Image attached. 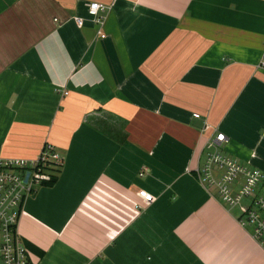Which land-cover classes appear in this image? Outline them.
Segmentation results:
<instances>
[{
  "label": "crops",
  "instance_id": "1",
  "mask_svg": "<svg viewBox=\"0 0 264 264\" xmlns=\"http://www.w3.org/2000/svg\"><path fill=\"white\" fill-rule=\"evenodd\" d=\"M263 50L264 0H0V158H63L22 205L32 263L264 264L193 173L216 131L264 173Z\"/></svg>",
  "mask_w": 264,
  "mask_h": 264
},
{
  "label": "built area",
  "instance_id": "2",
  "mask_svg": "<svg viewBox=\"0 0 264 264\" xmlns=\"http://www.w3.org/2000/svg\"><path fill=\"white\" fill-rule=\"evenodd\" d=\"M107 6L91 2L88 16L99 27L101 14ZM77 25L82 20L76 19ZM100 38L105 35L98 31ZM259 68L264 69V50ZM66 96L67 92L63 91ZM198 118V114L193 115ZM226 143L223 133L216 131L203 145V162L193 171L198 183L212 191L217 201L229 209L237 208V220L242 227H251L252 238L264 250V173L255 168L241 165L223 155L220 148ZM63 158L50 145L45 144L35 159L0 158V264H33L31 251L17 231L24 200L36 187L50 181L46 165H61ZM146 169L140 171L143 176ZM26 174L28 177L25 181ZM145 206L154 201L151 194L140 192Z\"/></svg>",
  "mask_w": 264,
  "mask_h": 264
},
{
  "label": "trees",
  "instance_id": "3",
  "mask_svg": "<svg viewBox=\"0 0 264 264\" xmlns=\"http://www.w3.org/2000/svg\"><path fill=\"white\" fill-rule=\"evenodd\" d=\"M61 165H54V164H49L44 167V169H47V172L50 175V181L48 183H45L44 185H51L55 182L57 178V173L59 172ZM26 246L30 249V251H36L34 247H32L29 244H26Z\"/></svg>",
  "mask_w": 264,
  "mask_h": 264
},
{
  "label": "rangeland",
  "instance_id": "4",
  "mask_svg": "<svg viewBox=\"0 0 264 264\" xmlns=\"http://www.w3.org/2000/svg\"><path fill=\"white\" fill-rule=\"evenodd\" d=\"M232 214L235 216V217H239V211H238V209L237 208H234V209H232ZM246 229H248V230H251V227H249V226H246L245 227Z\"/></svg>",
  "mask_w": 264,
  "mask_h": 264
},
{
  "label": "water",
  "instance_id": "5",
  "mask_svg": "<svg viewBox=\"0 0 264 264\" xmlns=\"http://www.w3.org/2000/svg\"><path fill=\"white\" fill-rule=\"evenodd\" d=\"M27 177H28V174H26L25 181H26Z\"/></svg>",
  "mask_w": 264,
  "mask_h": 264
}]
</instances>
